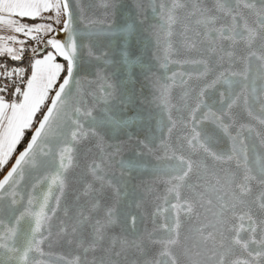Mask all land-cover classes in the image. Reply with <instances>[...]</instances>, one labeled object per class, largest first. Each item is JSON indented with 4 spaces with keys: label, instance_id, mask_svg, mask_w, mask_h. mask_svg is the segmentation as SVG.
I'll return each mask as SVG.
<instances>
[{
    "label": "snow or ice",
    "instance_id": "obj_1",
    "mask_svg": "<svg viewBox=\"0 0 264 264\" xmlns=\"http://www.w3.org/2000/svg\"><path fill=\"white\" fill-rule=\"evenodd\" d=\"M0 264H264V0H0Z\"/></svg>",
    "mask_w": 264,
    "mask_h": 264
},
{
    "label": "water",
    "instance_id": "obj_2",
    "mask_svg": "<svg viewBox=\"0 0 264 264\" xmlns=\"http://www.w3.org/2000/svg\"><path fill=\"white\" fill-rule=\"evenodd\" d=\"M97 2H99V0H97ZM125 2H127V3H132L133 2V0H125ZM99 18V17H98ZM146 91V94H147V89L145 90ZM138 129H136L135 128V126L132 128V129H130V131H137Z\"/></svg>",
    "mask_w": 264,
    "mask_h": 264
}]
</instances>
